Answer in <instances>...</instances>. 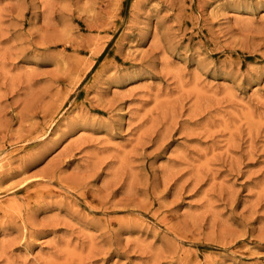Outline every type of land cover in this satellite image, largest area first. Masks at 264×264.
Wrapping results in <instances>:
<instances>
[{
	"label": "rangeland",
	"instance_id": "374dc122",
	"mask_svg": "<svg viewBox=\"0 0 264 264\" xmlns=\"http://www.w3.org/2000/svg\"><path fill=\"white\" fill-rule=\"evenodd\" d=\"M0 264H264V0H0Z\"/></svg>",
	"mask_w": 264,
	"mask_h": 264
}]
</instances>
